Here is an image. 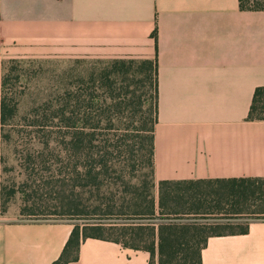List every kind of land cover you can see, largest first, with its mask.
<instances>
[{
	"label": "crops",
	"instance_id": "crops-1",
	"mask_svg": "<svg viewBox=\"0 0 264 264\" xmlns=\"http://www.w3.org/2000/svg\"><path fill=\"white\" fill-rule=\"evenodd\" d=\"M33 57L156 63L157 193L163 181L264 178V120H248L264 87V12L242 11L239 0H0V72L3 60ZM73 229L6 220L0 188V264H54ZM149 261L89 238L69 264ZM202 263L264 264V220L210 238Z\"/></svg>",
	"mask_w": 264,
	"mask_h": 264
},
{
	"label": "trees",
	"instance_id": "trees-1",
	"mask_svg": "<svg viewBox=\"0 0 264 264\" xmlns=\"http://www.w3.org/2000/svg\"><path fill=\"white\" fill-rule=\"evenodd\" d=\"M239 4L264 12V0ZM138 62H101L88 79L73 78L42 101L21 126L36 147L20 160L22 215L80 221L54 264L77 261L89 238L145 251L149 264H203L210 238L247 234L264 220V178L163 181L157 193V65ZM19 63L12 60L1 80L2 132L19 110L12 93ZM248 120H264V87L254 93ZM8 200L2 187V213Z\"/></svg>",
	"mask_w": 264,
	"mask_h": 264
},
{
	"label": "rangeland",
	"instance_id": "rangeland-1",
	"mask_svg": "<svg viewBox=\"0 0 264 264\" xmlns=\"http://www.w3.org/2000/svg\"><path fill=\"white\" fill-rule=\"evenodd\" d=\"M19 61L16 72L13 73V97L18 102V114L16 118L1 131L0 123V188L5 189L9 200L6 210L2 213L6 220L13 221H37L68 220L60 215H22L25 206L21 188H24L25 174L21 168V158L26 149L30 148L27 130L21 127L25 120L31 117L32 111L45 99L54 97L69 81L76 77L88 79L94 68H99L101 62L95 58H50L33 57L15 59ZM12 60H3L0 72V82L6 74ZM140 63V61L138 62ZM16 66V64L14 65ZM16 69V68H15ZM18 75L19 80L14 79ZM1 84V83H0ZM9 133V138L4 140L2 134ZM29 147V148H28ZM36 149L33 147L32 150ZM29 151V152H32ZM24 151V152H23ZM23 152V153H22ZM11 191L17 193L13 196ZM41 200V198H39ZM44 204L46 200L43 201ZM71 223H80L77 220H69Z\"/></svg>",
	"mask_w": 264,
	"mask_h": 264
}]
</instances>
